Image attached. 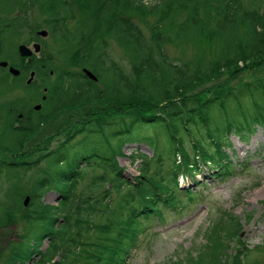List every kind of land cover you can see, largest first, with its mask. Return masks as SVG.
<instances>
[{"label": "trees", "instance_id": "obj_1", "mask_svg": "<svg viewBox=\"0 0 264 264\" xmlns=\"http://www.w3.org/2000/svg\"><path fill=\"white\" fill-rule=\"evenodd\" d=\"M262 1L0 0V14H17L11 15L12 23L26 22L31 4L43 11L49 37L69 54L64 60L97 76L95 82L81 70L72 71L60 64L43 70L38 67L39 59L30 68L40 81L33 79L27 84L21 75L8 73L26 98L0 104V149L19 154L24 140L43 120L66 105L92 101L96 106L104 102L106 108L117 107L97 120L87 118L81 126V142L94 134L104 137L106 148L101 153L86 144L70 152L69 141L47 152L46 165L33 181L28 206L24 207L28 228L2 264L27 259L32 264H48L56 256L58 260L51 264H126L129 249L152 223L162 224L168 210L179 212L185 207L177 185L181 171L195 169L200 157L212 163L219 175L229 174L228 165L233 164L226 147L231 149V142L228 135L223 139L219 135L216 109L228 110L229 102L239 97L251 102L252 93L259 89L264 94V76L245 82L236 91L220 80L204 89H193L203 78L212 81L220 70L240 62L260 57L252 64H264ZM109 41L123 51L135 74L133 79L107 56ZM1 44L0 59L10 57L9 62L15 64L13 55L3 53ZM201 44L214 47V57L207 62ZM168 45L190 46L197 57L178 63L167 53ZM3 70L0 67V72ZM4 78L0 76V95L11 91ZM37 103L41 107L35 110ZM237 112L239 118L227 124L230 133L239 132L247 139L255 125H264V111H250L249 118ZM102 115L107 120H102ZM156 128L163 137L162 148L156 145L155 131L147 133ZM135 140L149 141L153 153L147 157L131 151L130 161L138 160L139 172L131 181L122 174L115 157L123 154L126 143ZM28 166L25 161H1L0 173ZM88 169L93 172L92 181L84 193L77 187ZM50 189L60 197L56 205L43 202L42 196ZM183 192L190 200L197 196L191 189ZM22 197L20 190L13 194L7 205L9 215L18 209ZM93 215L102 216L103 221L95 223ZM240 228L236 216L224 214L217 223L219 239L212 264L226 263L229 243ZM26 237L28 241L21 242ZM45 240L47 246L41 249ZM241 254L242 249H237L235 264H242Z\"/></svg>", "mask_w": 264, "mask_h": 264}, {"label": "rangeland", "instance_id": "obj_2", "mask_svg": "<svg viewBox=\"0 0 264 264\" xmlns=\"http://www.w3.org/2000/svg\"><path fill=\"white\" fill-rule=\"evenodd\" d=\"M31 5L26 22L12 23V16L17 14H11L12 16L5 13L0 14V27L2 28H0L2 32L0 41H2L3 53L13 55L15 60L13 65L24 71L37 58H41L38 61V67L43 70L45 66L60 64L69 70L80 71L81 66H74L71 62L64 60V55L68 56L69 54L65 52L61 44L49 37L44 12L34 4ZM262 9L264 12V0ZM151 21L154 22V20ZM262 25L264 26V23ZM41 30H45V35H40ZM33 41L41 43V50L33 56L35 58L30 62V58L28 60L18 54L17 46L19 43H25L31 47ZM200 48L206 62L214 57L211 56L214 47L201 44ZM166 49L169 56L178 63L191 62L197 57L195 50L190 46L168 45ZM107 56L131 79L134 78L135 74L126 56L113 41L108 42ZM5 59L10 61V57ZM257 59L240 62L238 65L222 69L218 77L212 81H210L211 78H203L202 82L196 84L198 86H195L193 91L204 89L210 83L219 80L223 81L222 84L234 87L236 91L245 82L259 80L264 76V64L260 65L262 62L258 61L256 65H253L252 63H255ZM42 63H45L44 67ZM30 69L35 70L33 68L28 70ZM8 73L9 71L5 67L0 72V76L4 78ZM10 76L4 79L5 85L10 86L11 91L0 95V104H8L14 99L26 98L24 90ZM27 77L28 72H25L22 78L26 81ZM53 77L51 76V79ZM34 79L40 81V77L37 78L36 75ZM99 87L101 86L99 85ZM74 88L75 84H72L71 90L73 91ZM252 96L251 102L239 97L236 100L237 103L232 100L229 102L228 110L216 109L217 124L220 127L219 135L221 139L228 135V140L231 142V149L226 147L233 164V166L228 165L230 173L219 175L218 170L212 167V163L201 160L200 157L197 159L199 164L195 169L189 168L181 171L177 177V185L181 190L182 204L185 207L179 212L168 210L162 224L155 226L152 223V227L146 229L148 232L141 235L137 244L129 249L126 264H212L215 260L214 252L218 247L216 240L219 239L217 223L225 213L236 216L239 227H241L229 243L228 259L225 264H235L233 259L239 248L242 249V264H264V125H255L254 131L248 133L247 139L242 138L239 132H228L227 128V124L233 118H239L237 111L245 113L247 118H249L250 111H264L263 91L259 89L253 92ZM106 106L107 103L104 102L96 106L92 101L66 105L43 120L36 131L24 140L22 151L19 154H9L4 149H0V162L12 160L29 162L27 168L16 167L10 171L3 169L0 173V264L11 252V249L18 246L19 236L28 228L24 211L28 202L24 205L23 201L26 196H30V187L33 181L46 165L47 152L62 142L68 141V145L72 146L70 152L78 150L84 144L87 147H97L99 153L106 148L104 137L100 133L94 134L89 141L87 139H84L83 142L80 141L84 135V132L80 133L83 121L87 118L97 120L99 115L109 113L112 109L117 110V107L106 108ZM245 107L248 108L247 112L244 110ZM116 114V112L112 113L111 116ZM101 119L107 120V117L102 115ZM153 131L156 133V145L162 148L163 137L158 129H148L147 133ZM109 140L115 143L113 138L110 137ZM184 145L187 146V143L185 142ZM132 150L147 157L153 153L147 140L126 143L122 149L123 154L117 155L115 158L118 166L123 168L122 174L131 181L139 173L136 164L138 160L130 161L129 155ZM244 159L247 160L244 161ZM35 160L38 161L34 162ZM92 174L93 172L88 169L86 177L78 182V191L87 192L92 181ZM187 189H191L197 196H191L190 200V197H187L183 192ZM17 190L21 191L23 197L20 199L15 213L9 215L7 205ZM116 195L117 193L113 190L112 197L115 198ZM59 198L55 189L47 190L42 196L43 202L50 205H56ZM92 220L97 223L103 221V218L93 215ZM223 237L225 239V232H223ZM28 239L26 237L21 242H27ZM46 246L47 240L43 242L41 249ZM54 260H58V257L56 256ZM71 261L75 262L73 259ZM19 264H32V261L27 259L24 263ZM75 264H82V261Z\"/></svg>", "mask_w": 264, "mask_h": 264}, {"label": "water", "instance_id": "obj_3", "mask_svg": "<svg viewBox=\"0 0 264 264\" xmlns=\"http://www.w3.org/2000/svg\"><path fill=\"white\" fill-rule=\"evenodd\" d=\"M40 35H45V30H41L40 32ZM18 54L21 56V57H30L33 52H38L41 48V45L40 43L38 42H34L31 47L25 43H20L18 44ZM8 68V71L9 73H11L13 76H17L19 74V70L17 68H15L13 65H8V61L7 60H0V67H6ZM82 72L90 79L96 81L97 80V76L92 72L90 71L89 69L87 68H83L82 69ZM35 72L34 71H31L30 72V76L29 78L26 80V83H30L31 80L33 79V76H34ZM42 98L44 99L45 96H42ZM35 110H38L40 107H41V104L40 103H37L36 105L33 106ZM28 197L29 196H26L24 201H23V204L26 205L27 202H28Z\"/></svg>", "mask_w": 264, "mask_h": 264}, {"label": "bare ground", "instance_id": "obj_4", "mask_svg": "<svg viewBox=\"0 0 264 264\" xmlns=\"http://www.w3.org/2000/svg\"><path fill=\"white\" fill-rule=\"evenodd\" d=\"M20 44V43H19ZM17 49H18V47H17ZM40 50H41V48H40ZM40 50L38 51V52H33V54L30 56V57H26V58H30V62L32 61V59H34L35 57H33V56H35L37 53H39L40 52ZM24 57V56H23ZM38 59V58H37ZM8 61V60H7ZM8 65H13V64H11L9 61H8ZM15 68H17L18 70H19V74L17 75V76H22L23 74H24V72L23 73H21L22 72V69H20L19 67H17L16 65H13ZM7 67V66H6ZM5 68V67H4ZM30 68V67H29ZM28 68V69H29ZM8 69V68H7ZM30 70H27V72H28V77H27V79L29 78V76H30V72H29ZM32 71H34L35 72V70H32ZM35 75H36V72H35V74H34V76H33V79H34V77H35ZM32 79V80H33ZM31 80V81H32ZM26 82V81H25ZM36 105V104H35Z\"/></svg>", "mask_w": 264, "mask_h": 264}, {"label": "flooded vegetation", "instance_id": "obj_5", "mask_svg": "<svg viewBox=\"0 0 264 264\" xmlns=\"http://www.w3.org/2000/svg\"><path fill=\"white\" fill-rule=\"evenodd\" d=\"M34 42H35V41H33L32 44H33ZM40 44H41V43H40ZM27 59L29 60V58H27ZM40 59H41V58H39V60H40ZM41 62H42V61H41ZM44 65H45V63H42V66H43V67H44ZM82 68H83V67H81V71H82ZM30 71H32V69H30ZM30 71H29V72H30ZM50 73H51V76H52V75H53V70H51Z\"/></svg>", "mask_w": 264, "mask_h": 264}]
</instances>
